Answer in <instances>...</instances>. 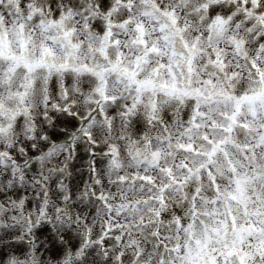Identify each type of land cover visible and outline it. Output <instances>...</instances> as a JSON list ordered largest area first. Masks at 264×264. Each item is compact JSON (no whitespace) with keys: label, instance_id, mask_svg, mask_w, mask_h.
I'll list each match as a JSON object with an SVG mask.
<instances>
[{"label":"snow or ice","instance_id":"1","mask_svg":"<svg viewBox=\"0 0 264 264\" xmlns=\"http://www.w3.org/2000/svg\"><path fill=\"white\" fill-rule=\"evenodd\" d=\"M0 170V264H264V0H0Z\"/></svg>","mask_w":264,"mask_h":264},{"label":"clouds","instance_id":"2","mask_svg":"<svg viewBox=\"0 0 264 264\" xmlns=\"http://www.w3.org/2000/svg\"><path fill=\"white\" fill-rule=\"evenodd\" d=\"M57 157H58V160H62L63 159V157L60 156V154H57ZM58 160H49L47 162L46 167L53 168V169L58 168L60 166L59 163H58ZM77 171H79V169ZM85 171H86V169H85ZM43 175L45 176V178L47 179V181L49 183L53 179V176H52V174L50 172H45ZM2 177H3V170H0V179H2ZM106 179H112L111 173H108L106 175ZM85 180H87L86 176H85ZM30 187H33V186L30 185ZM0 190H4V189L2 187H0ZM87 211H91V209L89 208ZM101 220H103V216L102 215L96 218V220H95L96 224L99 225Z\"/></svg>","mask_w":264,"mask_h":264}]
</instances>
